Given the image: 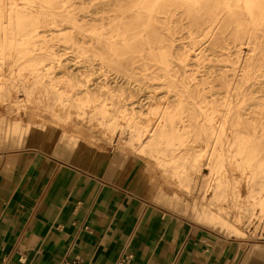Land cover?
Instances as JSON below:
<instances>
[{"label":"bare ground","instance_id":"bare-ground-1","mask_svg":"<svg viewBox=\"0 0 264 264\" xmlns=\"http://www.w3.org/2000/svg\"><path fill=\"white\" fill-rule=\"evenodd\" d=\"M177 1L81 0L78 3L82 6L83 19L93 24L90 40L86 41L91 50H85V43L80 41L68 42L67 47L79 48L77 53L103 63L115 62L114 58L119 57L116 48L120 47L141 60L144 69L155 67L159 73H153L154 78L167 82L166 93L174 92V105L169 100L159 103L151 107L143 118L134 115L133 106L120 104L109 110L104 99L93 100L89 95L78 98L80 93L75 95V99L65 98L68 91L60 86L48 68H44L43 47L33 38L49 16V23L56 21V15H63L69 17L78 31L87 30L76 24L74 0H0V70L8 64L10 73L15 72L8 79L17 78L12 85L26 96L21 105L7 108L6 118H0V140L17 145L32 127L42 130L53 128L37 112L39 103L65 122L61 125V138L66 137L71 146L79 144V138H83L81 144L90 145L95 137L93 129L86 135L81 134L86 128L83 123L97 120L111 128L110 142L115 132L119 134V141L115 144L119 156L125 154L134 158L136 154L145 155V163L165 176L170 189L163 191L160 181L153 176L149 181L153 193L176 196L181 204L192 210L196 221L203 220L206 225L224 231L232 226L222 206L227 198L237 203L256 200L264 206V117H252L240 111L241 97L246 95L254 80L264 77V58H259L261 44L253 34L259 27H264V0H185L201 9L202 13H199H208L211 18L207 24L199 25L200 40L195 39L198 34L190 36V49L195 51L193 55L187 48H179L183 50V57L177 56L176 52L179 47L176 44V26L167 25L163 29L159 25L163 21L171 22L178 9ZM225 15L245 32L231 44L237 67L233 66L231 73L225 66L204 68L201 76L194 75L188 82L183 76L187 71L178 65L177 60L185 62L194 56L198 63H202L200 58L205 51L216 47L221 51L228 49V41L213 39L215 29ZM98 21L106 27H94ZM243 23L244 27L241 26ZM61 30L45 29L44 32ZM243 42L247 46L245 49L242 48ZM105 53L112 54L114 58L103 55ZM215 80H221L224 88L220 92L223 98L220 103L205 96L207 92L215 93L210 91L215 87ZM192 84L196 87L194 90ZM3 86L0 82V94H9L10 89ZM73 87L71 84L70 88ZM257 91L264 96V88ZM36 94L52 95L55 103L33 99ZM32 101L36 106L30 109L26 103ZM190 103L192 108L187 106ZM67 105L70 111L58 116L59 111L67 109ZM21 107L24 116L20 114ZM35 116H40V120L33 119ZM55 123V126L61 124L60 121ZM199 142L202 146L198 149H188V145L199 146ZM181 147H185L182 152ZM194 185L201 189L199 203H189L187 199ZM242 191L247 198H242Z\"/></svg>","mask_w":264,"mask_h":264},{"label":"crops","instance_id":"crops-1","mask_svg":"<svg viewBox=\"0 0 264 264\" xmlns=\"http://www.w3.org/2000/svg\"><path fill=\"white\" fill-rule=\"evenodd\" d=\"M115 157L54 128L0 143V264H116L125 254L129 264H264L176 196L137 193L110 166Z\"/></svg>","mask_w":264,"mask_h":264},{"label":"rangeland","instance_id":"rangeland-1","mask_svg":"<svg viewBox=\"0 0 264 264\" xmlns=\"http://www.w3.org/2000/svg\"><path fill=\"white\" fill-rule=\"evenodd\" d=\"M74 1L76 2L75 12H77L76 24L81 25L87 30L78 31L73 27L74 24L68 19L69 17L63 15H56L54 17L56 21L49 23V16L47 22L42 23L41 27H39V33L33 38L40 42L43 47L41 49V56L45 58L44 68H48L54 75L56 81L59 82L60 86L68 91L69 94L64 97L72 100L77 98L75 97L77 93H80L78 98H86L87 95H89L93 100L99 101L104 99L108 103L109 110L114 109L120 104H125L128 107L133 106L135 111L134 115L143 118L146 117L148 110L151 107H154L159 103H167L169 100V103L174 105L176 103L175 97L173 96L174 92L166 93L167 89L165 84L167 82L160 78H154L153 76V73H159V71L151 66H148L150 67L148 69H144L145 65L141 60L139 61L135 55L130 56L124 49H121L120 47L116 48L117 54L119 53L118 58H114L112 54H103L114 58L113 61H115L112 63H103L97 59H87L86 55L77 53L79 48L67 47L68 42L80 41L81 43H85L83 46L85 50H91L86 41L90 40L89 35L90 30L93 28V24L88 23L83 19L84 13L81 9L82 6L78 4L81 0ZM176 4L178 9L175 11V15L172 16L171 22L163 21L159 25L163 27V29L164 26L167 25L176 26V44L179 46L176 50L177 56H185L183 50L179 49L180 47L187 48L189 50L188 53L193 55L195 51L193 48L190 49V36L193 35L196 37V34H198L195 39L200 40L202 35L199 34V25L202 26L203 24H207L211 15H208V13L201 14V9L193 4L187 3L185 0H178ZM199 11L201 13H199ZM95 26L99 29L106 27L101 26L100 21L95 23L94 27ZM241 26L244 27L245 24L243 23ZM45 29L62 30L58 32H44ZM244 33V29H241V27L237 28L236 22H234L231 17L227 15L223 16L215 29L213 39L217 41L225 39L228 41L227 48L229 49V47H231L230 51L232 52L228 51V49H223L221 51L218 49L219 47H216L211 51H205L204 54L201 55L203 56V58H200L203 60L202 63H198L194 56L186 59L185 62L177 60L178 65L187 71L183 74L185 79L191 81L192 76H201V70L208 67L217 69L220 66H225L228 68L227 72L231 73L232 67L235 66L236 68L238 65V63H234L236 61V55L233 53L234 47L232 45L238 36H241ZM253 34L257 35L258 42L261 44L259 49L261 54L259 55V58H264V27H259L257 30L253 31ZM246 47V44L243 42L242 48L245 49ZM132 56H135L136 58H132ZM262 69L264 71V66ZM0 71L3 74V77L0 78V82L4 84V88L10 89L9 94H4V92L0 94V118L4 119L8 115L7 108L12 106L14 109L21 105V102L25 101L26 96L23 92L13 87L12 83L15 81L17 82V78L12 80L8 79L10 75L13 76V73L15 74V72L10 73L8 64L3 66ZM181 77L182 76L179 75V78ZM213 83L215 87L210 91L215 93L212 95L210 92H207L205 96L211 101L214 100L216 103H220L223 99L220 92L224 91V88L221 86L222 81L215 80ZM71 84H74L73 89L70 88ZM219 85L222 88H220ZM191 88L194 90L196 87L192 84ZM261 88H264V77L254 80L253 84L248 88L246 95L243 97L240 96V111L242 113H248L252 117H264V96L261 94V91H257V89ZM72 95L73 97H71ZM35 98L43 99L42 102L44 103H55L53 101L54 96L52 95L39 96L36 94L33 99ZM26 104L30 109L32 106H36L33 101L27 102ZM191 104L192 103L187 105L188 108L193 107ZM139 105H142V107ZM38 106L39 107L37 108L39 109L37 112L47 120L48 125L52 126L55 129V132L61 137V125L65 122H62L57 116H54L52 112H49L43 103H39ZM67 106V109L63 112L59 111L58 116H64V114H66V111L69 110V105ZM19 111L21 112V116H24L25 113L22 112V107ZM112 113H110V115ZM33 119L38 121L40 120V116H35ZM61 119H64V117ZM49 120L54 123L60 121L61 124L55 126L53 122H49ZM83 124L86 128L81 131V134L86 135L93 129L92 133L95 136L92 138L89 146L101 150L104 153L106 152L114 154V156L116 155V157L110 161V166L117 171L120 180L128 182L137 193L150 197L156 195V193H153L149 187V181L153 176L158 182L160 181L159 183H161L160 186L163 191H168V189H170L165 176L159 170L153 169L152 166L145 163V155L142 156L136 154L134 155V158L125 154L119 156L115 147V144L119 141V134L115 132L112 142H110V127L104 126L94 119L87 120ZM67 126H70L69 123ZM63 139L66 140L67 138L64 137ZM2 142L7 141L1 139L0 143ZM79 142H83V138H79ZM198 145L199 146L188 145V149L190 148V150L194 151L201 147L202 143L199 142ZM184 149L185 147H181L180 152ZM127 163L130 164V167L128 170H125V165H127ZM203 172H207V170L203 169ZM192 191L193 192L187 196V199L189 200L188 202H198L202 195L200 186L194 185ZM240 194L243 199L247 198L245 191H242ZM222 206L224 207L225 213L230 218V222H232L230 228L224 231H219L215 227L206 225L203 220L198 221V224L216 234L227 236L232 240L244 242V246L247 249L249 248L245 256L247 258H260L258 261L264 262V258H262L264 257V206L259 204L256 200H244L243 202L237 203L235 200L230 199V197L225 200ZM186 209L188 214H190V217L194 219L192 210L188 206Z\"/></svg>","mask_w":264,"mask_h":264},{"label":"built area","instance_id":"built-area-1","mask_svg":"<svg viewBox=\"0 0 264 264\" xmlns=\"http://www.w3.org/2000/svg\"><path fill=\"white\" fill-rule=\"evenodd\" d=\"M133 257L131 254H125L121 258H119L116 262V264H129L132 261ZM77 259L76 258H62L59 262V264H76Z\"/></svg>","mask_w":264,"mask_h":264}]
</instances>
